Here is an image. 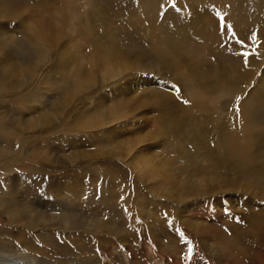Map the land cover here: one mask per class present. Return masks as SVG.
Listing matches in <instances>:
<instances>
[{
  "label": "rangeland",
  "instance_id": "374dc122",
  "mask_svg": "<svg viewBox=\"0 0 264 264\" xmlns=\"http://www.w3.org/2000/svg\"><path fill=\"white\" fill-rule=\"evenodd\" d=\"M176 2L0 0V264H264V0Z\"/></svg>",
  "mask_w": 264,
  "mask_h": 264
},
{
  "label": "snow or ice",
  "instance_id": "6c2138e0",
  "mask_svg": "<svg viewBox=\"0 0 264 264\" xmlns=\"http://www.w3.org/2000/svg\"><path fill=\"white\" fill-rule=\"evenodd\" d=\"M166 3L169 7H171L172 9H175L176 12L181 11V9L177 7L176 0H166ZM161 9H162V11L160 12V17L162 19L165 15V11H166L164 4L161 5ZM215 15L218 17L220 34L222 36H227V40L223 41L219 45L221 48L228 47L229 43H234L236 45H239V47L242 49V51L235 52V55L242 58L243 66L245 68L249 67L251 57H259L261 59H264V54H262L260 52L261 46H264V41L260 40L259 35H258V31H253L252 34L247 38V40L241 39L238 36V34L233 30V25L226 22V14L225 13H222L220 11H216ZM229 51L231 52V49H229ZM43 62H44V60L41 61V63H43ZM160 83H165V82L161 81ZM69 87L73 91H77V92L79 91V89L75 85H72L71 83L69 84ZM169 88L172 92L177 94L178 98L180 97L181 89L175 83H170ZM107 91L110 92L111 87H109L107 89ZM242 99L243 98L241 96H237L235 98V100H236L235 112H236L237 116L240 114V101ZM181 102L185 105H188L191 103V101H189L187 99H183V98H181ZM89 103H91V101H89ZM90 111H95L94 106L90 108ZM104 115L106 117H110L111 113L107 112V110H106ZM20 147L21 146L19 144L16 145V148L19 149ZM121 199H123V197H121ZM123 211L128 212V209L125 208V209H123ZM225 211L227 214L229 210H225ZM105 219H107V217H105ZM225 231H228V229H225ZM177 232L179 233V236L181 237L182 241L186 239L185 234L183 232H181L179 229H177ZM192 253H193V248H192L191 242L189 241L188 247H187L188 257H191Z\"/></svg>",
  "mask_w": 264,
  "mask_h": 264
},
{
  "label": "bare ground",
  "instance_id": "6f19581e",
  "mask_svg": "<svg viewBox=\"0 0 264 264\" xmlns=\"http://www.w3.org/2000/svg\"><path fill=\"white\" fill-rule=\"evenodd\" d=\"M155 1V0H154ZM158 1V0H157ZM155 6V5H154Z\"/></svg>",
  "mask_w": 264,
  "mask_h": 264
}]
</instances>
